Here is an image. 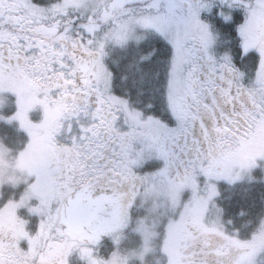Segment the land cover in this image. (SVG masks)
I'll return each mask as SVG.
<instances>
[{"label":"snow or ice","instance_id":"6c2138e0","mask_svg":"<svg viewBox=\"0 0 264 264\" xmlns=\"http://www.w3.org/2000/svg\"><path fill=\"white\" fill-rule=\"evenodd\" d=\"M0 264H264V0H0Z\"/></svg>","mask_w":264,"mask_h":264}]
</instances>
